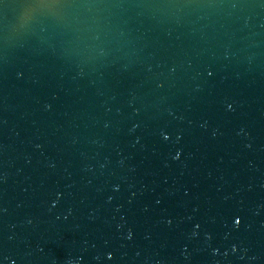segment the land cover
<instances>
[{"label":"water","instance_id":"1","mask_svg":"<svg viewBox=\"0 0 264 264\" xmlns=\"http://www.w3.org/2000/svg\"><path fill=\"white\" fill-rule=\"evenodd\" d=\"M0 264H264V0H0Z\"/></svg>","mask_w":264,"mask_h":264},{"label":"snow or ice","instance_id":"2","mask_svg":"<svg viewBox=\"0 0 264 264\" xmlns=\"http://www.w3.org/2000/svg\"><path fill=\"white\" fill-rule=\"evenodd\" d=\"M239 221H237V223H238Z\"/></svg>","mask_w":264,"mask_h":264}]
</instances>
